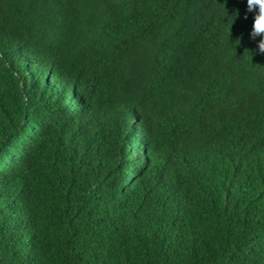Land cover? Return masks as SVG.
<instances>
[{
    "label": "trees",
    "instance_id": "trees-1",
    "mask_svg": "<svg viewBox=\"0 0 264 264\" xmlns=\"http://www.w3.org/2000/svg\"><path fill=\"white\" fill-rule=\"evenodd\" d=\"M253 19L0 0V264H264Z\"/></svg>",
    "mask_w": 264,
    "mask_h": 264
},
{
    "label": "clouds",
    "instance_id": "clouds-1",
    "mask_svg": "<svg viewBox=\"0 0 264 264\" xmlns=\"http://www.w3.org/2000/svg\"><path fill=\"white\" fill-rule=\"evenodd\" d=\"M247 11L254 14L250 39L257 41V50L264 55V0H246Z\"/></svg>",
    "mask_w": 264,
    "mask_h": 264
}]
</instances>
